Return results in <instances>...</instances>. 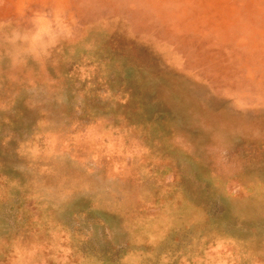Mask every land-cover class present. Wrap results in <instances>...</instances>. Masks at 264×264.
Here are the masks:
<instances>
[{
    "label": "rangeland",
    "instance_id": "1",
    "mask_svg": "<svg viewBox=\"0 0 264 264\" xmlns=\"http://www.w3.org/2000/svg\"><path fill=\"white\" fill-rule=\"evenodd\" d=\"M0 264H264V0H0Z\"/></svg>",
    "mask_w": 264,
    "mask_h": 264
},
{
    "label": "bare ground",
    "instance_id": "2",
    "mask_svg": "<svg viewBox=\"0 0 264 264\" xmlns=\"http://www.w3.org/2000/svg\"><path fill=\"white\" fill-rule=\"evenodd\" d=\"M78 168V167H77ZM77 170V169H76Z\"/></svg>",
    "mask_w": 264,
    "mask_h": 264
}]
</instances>
